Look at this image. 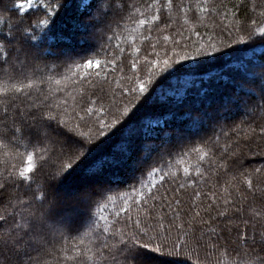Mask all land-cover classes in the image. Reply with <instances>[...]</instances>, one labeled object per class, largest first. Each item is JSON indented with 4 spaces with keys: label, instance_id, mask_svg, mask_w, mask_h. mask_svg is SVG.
Instances as JSON below:
<instances>
[{
    "label": "snow or ice",
    "instance_id": "obj_1",
    "mask_svg": "<svg viewBox=\"0 0 264 264\" xmlns=\"http://www.w3.org/2000/svg\"><path fill=\"white\" fill-rule=\"evenodd\" d=\"M138 7V0H11L10 6H0V25L7 20L9 29L4 35L0 28V73L15 81L0 85V96L7 98L5 111L0 114V149H15L21 138L25 141L24 152L16 153L19 166L5 161L4 170L0 171V193H9L7 203L0 202V264H49L50 257L56 264L61 261L63 264H98L96 257L104 264H146L145 252L172 264H189L192 259L187 237L193 230L184 223H177L181 218L177 210L180 201L168 195L169 189L161 191L163 183L160 187L155 180L148 185L141 184V189L147 188V191L141 190L131 203L124 198V207L115 212L118 218L115 223L103 215L107 205L101 201L105 191L122 180L121 173L125 171L134 173L148 165L149 174L154 177L161 171L160 181L165 182L163 170L150 165L153 157L171 156L168 149L173 139L180 144H193L209 120L217 116L226 120L227 113L241 99L233 96L235 104L217 107L212 93L202 90L198 102L208 110L210 118L202 114L193 117V112L183 110L194 91L193 87L185 85H195L198 81H186L185 77L208 76L210 85L216 81L223 83L224 75L240 77L245 95L255 97L256 107L264 111V26H261L264 19L258 23L257 19L249 17L250 23H245L233 11L234 19L224 23L229 20L225 12L220 18L221 32L217 39L209 36L204 41L199 31H193L197 40L191 41L189 37V42L182 43L164 35L163 41L171 42L174 47L166 48L164 56L155 52V59L145 58L143 62L139 57L141 49L135 47L133 40L130 46L137 55L131 63V75L116 82L120 93L117 97L109 77L118 70L112 62L114 53L125 51L119 43L113 47V41L122 34L118 31L122 29V22L134 21L137 28L143 30V39L155 49L157 46L151 44L149 34L164 31L161 23L170 28L174 10L185 17L192 13V19H196L197 13L212 15L220 5H210L209 0H145L144 7L150 11L142 13L141 18L133 14ZM236 7L238 5H233ZM257 8L258 17L264 18V0L259 5L253 0L252 11L256 12ZM225 30L230 37L235 36L234 40L224 38ZM178 35L183 36V32ZM192 43L196 44L195 48ZM90 52L95 57L103 55L104 59L90 58ZM258 52L260 56L256 55ZM109 53H113L112 60ZM256 61L260 62L259 71H253ZM49 66H53V71L48 70ZM218 68H227V72H217ZM62 81H71L83 89L80 100L72 106L71 116L63 102H53L50 95L52 82L59 86ZM199 83L205 82L200 80ZM181 89L183 95H180ZM242 106L252 109L248 103ZM158 112L168 113L169 124L175 122L180 127L163 130V121L152 118ZM158 125L163 133L160 139L153 137ZM252 131L255 133V129ZM117 134L118 138L114 139ZM259 135L264 137V128ZM69 138H74L75 142L69 144ZM106 142L107 151L87 163L78 177L73 176L88 159L92 148ZM212 144L218 147L215 140ZM194 150L202 151L201 148ZM205 157L216 169L233 173L235 194L239 196L237 199L233 192L225 189L228 192L223 197L225 206L217 213L221 219L209 224L207 243L215 245L223 238L220 232L231 233L243 225L244 229H251L237 233L244 242L245 264H264V186L257 187L252 179L264 174V163L245 171L243 157L230 144L217 159L205 152L200 156V166ZM200 166L195 169L198 176ZM191 171L189 167L183 168V182L171 189L173 193L188 186ZM108 174L111 176L108 183H98ZM179 180L177 175L173 182ZM72 181L79 183L69 195L61 186ZM257 194L262 209L259 218L248 216L244 207L248 196L255 202ZM24 195L29 199L25 200ZM137 206L138 212L144 210L147 214L137 215L133 220L130 213ZM247 206L250 208L252 204ZM165 207L170 211L158 212V208ZM211 207L204 211H210ZM93 208L98 209L97 219H93ZM121 211L128 214L125 220L119 219ZM18 215L22 223L16 221ZM196 216H200V212H196ZM168 217L171 218L166 225L164 221ZM211 219L216 221V217ZM86 220L95 224L94 230L102 240L94 254H90L92 249L83 246V238L79 244L67 245L65 234L78 233ZM173 228L179 233L175 239L172 238ZM57 237L63 241L59 249L54 247Z\"/></svg>",
    "mask_w": 264,
    "mask_h": 264
},
{
    "label": "trees",
    "instance_id": "obj_2",
    "mask_svg": "<svg viewBox=\"0 0 264 264\" xmlns=\"http://www.w3.org/2000/svg\"><path fill=\"white\" fill-rule=\"evenodd\" d=\"M144 2L145 0H138L139 7L134 10L133 14L138 18H141L142 13L150 11L145 9ZM261 2L262 0H255L257 5ZM10 3L11 0H3V5L0 6L8 7L10 6ZM209 3L210 5H220V7L216 9V12H218L219 15H217L216 12H213L212 15L205 13L204 16H200L197 13V18L192 19V13H188L187 17H185L183 14H179L174 10L171 13V19L169 20V23L171 24L170 28L165 27V25L161 23L160 28L164 29V31L155 30L149 34L151 36V44L157 46L155 49L151 48L150 43L143 39V30L138 29L137 24L134 21L125 20L122 22V29L118 30L122 34L119 35L116 41H113V47L119 43L120 47L124 48L125 51L121 53L119 50H116L114 53L115 59L112 62L115 63L118 70L109 77L112 81V89L116 90V82H122V78L125 75H131V63L137 55L133 51V47L130 46L133 40H135V47L141 49L139 57L140 61L143 62L145 58L155 59V52H159L160 56H164L166 48L171 49L174 47L171 42L163 41L164 35H168L170 38L175 37L183 43L189 42V37H191V41H196L197 37L193 35V31H199L204 41H207L209 36L214 40L217 39V34L221 32L220 18L225 12H227L229 20H225L224 23H229L234 19L231 15L233 11H235L237 17L245 23H250L249 17L257 19L258 23L261 19H264L258 17L259 8H257L256 12L252 11L253 0H209ZM233 5H238V7L233 8ZM12 15L15 17V13ZM167 17L168 14L165 13V18ZM185 19L188 20L187 24L184 23ZM261 26H264V24H261ZM0 28L3 29L4 35H7L9 30L8 21L5 20L4 24L0 25ZM180 32H183V36L178 35ZM223 36L225 39L234 40L235 38L234 35L230 37L227 30L223 32ZM195 46L196 44L192 43V47L195 48ZM176 50L179 51L180 48L177 47ZM228 51H231V49H228ZM168 54L171 55V52ZM256 55L260 56L261 54L258 52ZM88 56L90 58L104 59L103 55L95 57V54L91 52L88 53ZM112 57L113 53H109V60H112ZM256 65L257 67L254 68L253 71L260 70L259 61H256ZM232 67H237V65H233ZM120 68H123V71H120ZM48 70L53 71V66H49ZM61 71H63V69H61ZM216 71L226 73L227 68H218ZM213 75H216V72H214ZM193 79L198 82L195 85L190 83L185 85L186 87H193L194 91L190 93L191 98L183 109L184 111L193 112V117L202 114L210 118L208 110L203 108L198 102L199 93L202 90H209L212 93L214 105L217 107L229 103L235 104L233 96H240L241 99L237 104L232 106L231 110L227 113L228 118L226 120H220L218 116L213 120H209L208 124L202 128L200 138H197L193 144H180L173 139L168 149V151L172 153L171 156L165 154L162 158L153 157L150 161V165L163 170V173L166 174L165 182L160 181V176L162 174L161 171H157L154 177L151 176L149 174L148 165L144 166L143 169H138L134 173L128 171L122 172V180L112 184L109 189L105 191L104 199H102L101 203L107 205V210L103 212V215L113 223L117 222L118 218L115 216V212L124 207V198H127L128 202L131 203L133 198H138L141 190L145 192L147 191V188L141 189V184L148 185L152 180H155L157 182V187H160L161 183H163L161 191L169 189L168 195L180 201L177 210L180 212L181 218L177 223H184L185 227H191L193 230L192 234L187 237L188 244L192 249V259L189 261V264H245L247 257L244 255V242L238 238L237 233H242L244 231L250 232V228L244 229L243 225H241L240 229H234L231 233L220 232V236L223 238L219 239L215 245L207 243L208 234L206 230L208 229L209 224H215L221 219L217 213L225 206L223 197L228 195V192H233V194L236 195V183L232 180L233 173L231 171L225 172L224 169H216L208 162V157H205V162L200 166V156L207 152L208 156L212 157V159H217L220 157L223 148L230 144L243 157V165L246 166L245 171H251L254 167H260L261 164L264 163V155L253 154L264 153V137L259 135L261 128H264V111L256 107L258 101L255 97L245 95L246 89L244 87V82L240 77L224 75L222 77L223 83L216 81L211 85L207 83L209 79L208 76L185 77L186 81H191ZM251 79L252 77L249 75L248 80L250 81ZM200 80H203L205 83H199ZM10 83H15V81L9 80L6 75L0 73V85ZM50 87L53 90L50 94L52 95L53 102H63V105L68 108V115L71 116L72 106L76 101L80 100V94L83 92V89L74 86L71 81H62L59 86L52 82ZM63 89H67V91H64ZM35 95L36 93L33 92V97H35ZM116 95L119 97V90H116ZM180 95H183V89L180 90ZM109 99H111V97H109ZM6 102L7 98L0 96V114L5 111ZM18 102L19 101H17V103ZM244 103L252 105V109H245L242 106ZM152 118H159L163 121V130L173 131V129L180 127V125L175 122L169 124L168 113L166 112H158L155 116H152ZM178 119H186V117H179ZM252 129H255V133H253ZM157 130L158 131L153 133V137L160 139L162 138L163 133L162 131H159L161 130L159 125L157 126ZM60 134L63 135L62 132ZM118 135L119 134H117V137H114V139L118 138ZM201 139H203L204 143H201ZM214 140L218 147L213 146L212 142ZM74 142V138H69V144ZM158 142L159 141H157V143ZM24 143V139L21 138L19 141V147L15 149L11 147L8 149H0V171L4 170L5 161H8L9 164H16L19 166L20 161L16 156V153L24 152ZM108 147L109 144L107 142L99 147H93L88 159L80 165L72 175L78 177L86 164L103 155ZM194 148H201L202 151L196 152ZM198 166H200L199 176L195 170ZM184 167H189L192 170V178L188 180V186L183 189H178L177 192L173 193L171 189H176L177 183L183 182ZM177 175L180 177V180L174 183L173 180ZM110 178V174L105 175L98 181V183H108ZM252 179L257 187L264 186V174L254 176ZM68 184H71V182ZM68 184L62 185L61 190L66 191ZM244 188L246 190V185ZM225 189H228V192H226ZM9 191L11 192V190ZM8 197L9 193H0V202L6 204ZM107 197H111V200L107 199ZM23 198L28 200L29 196L24 195ZM236 198L239 199V196L236 195ZM249 203L252 204V207L250 208L247 206ZM209 205L212 206L211 210L204 211ZM217 205H219V208ZM244 207L247 210L248 216L259 218L262 211L259 194H257L255 202H253V197L249 195L248 201L245 203ZM137 209L138 206L134 207L130 213L133 220L136 219L137 215L144 216L147 214L146 211L139 210L138 212ZM157 210L160 213L170 211L167 207L163 209L158 208ZM196 212H200V216H196ZM93 213V219H97L98 209L93 208ZM127 215L128 214L121 211L119 219L125 220ZM211 217H216V221H213ZM159 218L158 215L157 219ZM170 218L171 217L165 219L164 223L166 225ZM16 221L18 223L23 222L19 215L16 216ZM203 221H207V223H204ZM99 223L102 227L103 221L101 220ZM122 226L123 225H121V227ZM94 229L95 224L90 220H86L78 233L65 234L67 245L71 247L73 244H79L81 238H83V246L92 249V253L90 254H94L97 251V244L102 243V240L98 239L99 233ZM217 231L219 232L220 230L217 229ZM177 235H179V233L173 228L172 238L175 239ZM197 240H201V242L197 243ZM112 242L113 241H109V243ZM62 243L63 241L59 240L57 237L54 247L59 249ZM96 259L98 264H104L103 261L99 260V257H96ZM143 259L146 264H172L171 261L156 257L147 252L143 253ZM49 264H56L55 259L50 257ZM61 264H63V261H61Z\"/></svg>",
    "mask_w": 264,
    "mask_h": 264
},
{
    "label": "rangeland",
    "instance_id": "obj_3",
    "mask_svg": "<svg viewBox=\"0 0 264 264\" xmlns=\"http://www.w3.org/2000/svg\"><path fill=\"white\" fill-rule=\"evenodd\" d=\"M78 183H79L78 181H73L71 182V184H68V186L66 187L67 188L66 193L71 195L75 187L78 186ZM155 264H160V263H155Z\"/></svg>",
    "mask_w": 264,
    "mask_h": 264
}]
</instances>
